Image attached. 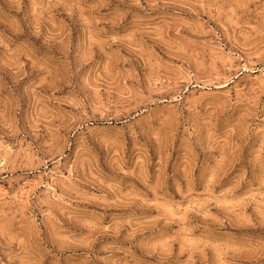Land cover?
I'll use <instances>...</instances> for the list:
<instances>
[{"label": "rangeland", "instance_id": "rangeland-1", "mask_svg": "<svg viewBox=\"0 0 264 264\" xmlns=\"http://www.w3.org/2000/svg\"><path fill=\"white\" fill-rule=\"evenodd\" d=\"M0 264H264V0H0Z\"/></svg>", "mask_w": 264, "mask_h": 264}]
</instances>
